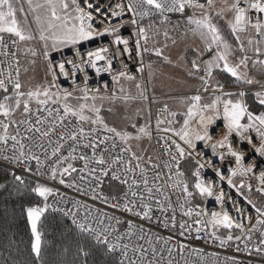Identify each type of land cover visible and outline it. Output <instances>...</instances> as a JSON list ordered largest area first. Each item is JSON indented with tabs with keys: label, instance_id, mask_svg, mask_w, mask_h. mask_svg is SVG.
<instances>
[{
	"label": "snow or ice",
	"instance_id": "snow-or-ice-1",
	"mask_svg": "<svg viewBox=\"0 0 264 264\" xmlns=\"http://www.w3.org/2000/svg\"><path fill=\"white\" fill-rule=\"evenodd\" d=\"M172 15L181 18L172 31L183 22L186 29L181 35L191 33L202 43L192 49L195 57L188 72L203 73L196 77L201 86L194 95L181 98L183 112L164 103L154 125L151 108L146 116L144 109H136L144 123L110 124L101 114L113 111L105 109V103L157 102L156 61L150 57L172 64L164 54L172 39L169 29L162 33V46L155 39L161 34L158 24H168ZM105 37L111 38L108 43L85 47ZM32 41L39 43V50ZM66 49L70 56L64 55ZM21 54L30 64L43 61V81L35 87L25 89L21 83ZM0 57V161L11 166L14 181L23 185L26 174L40 177L84 196L91 193L93 201L131 217L121 219L37 180L31 191L45 203L26 208L35 260L41 255L42 213L49 207L64 211L47 203L51 196L72 204L65 215L85 240L107 254L119 253L115 264H189L182 259L186 251L203 260V249L191 247L185 238L264 258V203L251 196L255 192L264 201V111L251 110L244 91H226L217 79L226 75L258 85L260 90L253 95L264 107V83L249 75L250 64L264 69V0H0ZM102 74L110 80L90 83ZM129 85H134L135 93ZM218 121L223 122L222 129L214 137ZM154 132L159 156L145 157L133 150L134 141L139 148L140 141H151ZM241 144L249 146L247 152ZM181 162H192L191 169L182 170ZM206 170L212 171L214 180L205 178ZM108 181L124 186L122 193L104 195ZM169 184L180 190L175 204ZM196 197L213 198L220 211L193 205ZM144 222L171 229L172 234L153 238L151 225L145 228ZM124 224L127 229L121 232L118 226ZM145 240L147 246L140 243ZM77 253L87 264L91 250L81 243ZM224 264L245 262L233 255Z\"/></svg>",
	"mask_w": 264,
	"mask_h": 264
},
{
	"label": "trees",
	"instance_id": "trees-1",
	"mask_svg": "<svg viewBox=\"0 0 264 264\" xmlns=\"http://www.w3.org/2000/svg\"><path fill=\"white\" fill-rule=\"evenodd\" d=\"M178 19L181 18L177 15L172 16L168 24L159 28L160 32L167 28L177 36L186 28V25L181 22L180 26L172 31ZM221 26L226 31L223 23ZM225 34L227 35L226 32ZM194 57L195 54H191L190 51L185 52L184 58L188 65ZM153 58L154 56L150 57V59ZM204 58L206 59L207 55ZM261 58L263 59V57ZM22 63L23 61L20 62V68ZM249 72L264 83V69L259 66L253 68L250 64ZM217 79L224 84L225 88L247 86V84L226 75L218 76ZM245 100L251 110L264 111V107L258 104L253 93L247 92ZM191 167L192 162H181L182 170L187 172ZM0 185H6V187L0 188V264H84V258L77 253L81 243L86 249L91 250L87 264H115L118 260L113 254H107L103 247L93 246L85 240L74 225L49 209L42 213L38 222L42 245L40 259L35 260L31 252L32 236L27 221L26 208L39 205L42 198L31 191L33 185L30 182L25 185L17 184L8 170L1 165ZM121 190L120 185L112 181L106 182V195L111 196L120 193ZM200 199L201 197H196L195 201L199 202ZM254 200L262 201L259 195Z\"/></svg>",
	"mask_w": 264,
	"mask_h": 264
},
{
	"label": "built area",
	"instance_id": "built-area-1",
	"mask_svg": "<svg viewBox=\"0 0 264 264\" xmlns=\"http://www.w3.org/2000/svg\"><path fill=\"white\" fill-rule=\"evenodd\" d=\"M103 3H107V0H102ZM172 16H175V15H172ZM171 16V17H172ZM156 21H157V24H158V21H159V17L156 18ZM148 21H145V24H147ZM161 26L163 25H160L158 24V27L161 28ZM123 34L125 36L129 35V31L127 29L125 30H122ZM111 38L110 37H105L103 39V41L101 40H97L95 43H86L85 44V47L86 48H92V47H95L97 44L103 42V43H108V41L110 40ZM164 42H165V39H163ZM64 55H71V51L69 53H65L64 52ZM23 57L24 55L21 54V57H20V62L23 60ZM57 59H59V55H56ZM0 59H3V57H0ZM119 66V65H117ZM90 71V74L94 76V73ZM110 80V77L107 75V74H102L101 77H95L92 81H90L91 84H95L97 81L99 80ZM226 91H232V92H239V91H244L245 93L247 92H251V93H254L256 91H259L260 88L258 85H245V86H240V87H228V88H225ZM149 93H150V88H149ZM196 93V89L194 90H190V91H183V92H180L179 94L177 95H171V97H174V98H182V97H185V96H191V95H194ZM151 95V93H150ZM156 98H157V101H161L164 97L162 95H156ZM147 108H151V111L153 113V125H154V121H155V114L158 112V110L163 106V104H158L157 102L156 103H151L150 101H147ZM218 124V128L217 130L213 131V135L214 137H216L218 135V132L220 129H222V124L223 122L222 121H218L217 122ZM149 141V140H148ZM149 145H150V153L148 155H152L153 157H156V156H159L160 155V150L156 144V135H155V132L153 133V139L151 141H149ZM239 147L244 150L245 152L248 151L249 149V146L247 144H241L239 145ZM209 153H210V150H208ZM147 156V155H146ZM145 156V157H146ZM166 159V157H165ZM153 162H160V161H156L154 160ZM0 165L3 166L4 168H6L8 170V172L10 173V165L7 164L6 162H3V161H0ZM77 166H81L79 163H77ZM33 167H35V165H33ZM146 171L148 172H152V169L148 168L146 166ZM11 175V174H10ZM75 175V174H74ZM205 178L206 179H215V176L214 174L212 173L211 170H206L205 172ZM173 179H175V177H173ZM39 180L41 183H47L48 186L50 187H54V188H59V190L65 194L66 197H70L72 198L73 200H76V199H79L81 200L83 203H86L90 206H93V207H102V208H105V210L109 211L110 214H114V215H117V216H120L121 219H128V218H131L129 217L127 214H122L120 212H113V210L111 209H108L106 208L100 201H93L91 199V193H89L87 196H84V195H81L80 193L76 192L75 189H69V188H65L63 186H60L58 184H55L53 183L52 181H48V180H44L40 177H36V176H28L27 174L25 175V182L23 185L27 184V183H31L33 185V187H35L36 185V181ZM116 184H118L117 182L115 181H112ZM119 185V184H118ZM85 188L87 187V184L83 185ZM122 190L120 193H115L113 195H119L122 193V191L124 190V186L120 185ZM106 184L103 188V193L104 195H106ZM225 191L228 192L229 190L227 189V187H225ZM168 193L171 194V199H172V202L173 204L176 203V199H177V196L180 194V190L178 188H175L173 185L169 184L168 186ZM233 198H235V195L233 194ZM180 199L183 200V196L181 195L180 196ZM62 198L61 197H58V196H51L49 197L47 203L49 205H53L55 203V207L58 208V209H64V211H58V210H54L53 207H49L48 209L58 215H60L61 217H63L64 219H66L69 223L72 224V221H71V217L70 216H67L65 215V211L67 208H70L72 207V204L71 203H68L67 205H65L63 202H61ZM200 204L201 207H204L205 205L207 206L208 210L209 211H220V207L218 204H216V202L214 201L213 198H207L205 200V198H201L199 202H196L195 200H193V205L195 204ZM226 208L227 210L230 212V214H232L233 216H235V212L234 210L232 209V207L230 205H226ZM75 210V209H74ZM84 209L82 208L80 210V215H83L84 214ZM179 212V209L177 210ZM158 215V213H157ZM177 219H179V215L177 216ZM255 221H253L254 223ZM73 225V224H72ZM151 225V235L153 236V238L159 234L160 236H164V237H167L169 236L171 233V229H164L163 227H157L155 225H152L151 222H144V226L145 228H148L149 226ZM120 228V231L121 232H124L126 231L127 229V225L124 224V225H119L118 226ZM221 232H223V230H221ZM236 234H239V233H236ZM136 237H132V241L135 242L136 241ZM174 239H180L179 237H174ZM125 242H128V241H125ZM184 242L185 243H188L190 244L191 247H194V248H197V249H203L204 251V259L201 260L199 258V256H196L195 254H192L190 252H185V255L184 257H182V259H187L189 261V264H224L225 262V258L226 257H230V256H233L235 255L237 257V259L241 260V261H244L245 264H247L248 261H252L253 264H264V258L260 257L259 255L253 253V255L251 256H248L247 254L245 253H236L235 252V249L234 247H225V248H221L219 246L218 243L216 244H213L207 240H192L191 238H185L184 239ZM254 242H255V239H254ZM140 243L144 244L145 246H147V241H140ZM156 247H160V244H156ZM241 247H243V244H241ZM209 254H217V255H209ZM117 259H119V253H116V254H113Z\"/></svg>",
	"mask_w": 264,
	"mask_h": 264
},
{
	"label": "rangeland",
	"instance_id": "rangeland-1",
	"mask_svg": "<svg viewBox=\"0 0 264 264\" xmlns=\"http://www.w3.org/2000/svg\"><path fill=\"white\" fill-rule=\"evenodd\" d=\"M223 26H225L226 28V25L223 24ZM185 29L182 30L177 36L174 32L170 31V36L172 39H175V44L172 43V39H169L167 41V47L164 48V54L166 56H169V58L172 60V64H168L167 62H164L162 60H156L157 71L155 79L153 80L154 93H160L158 95H162L164 97L161 101H157V103H167L170 109L176 112H183L184 105L182 103L180 104L181 98H174L171 97V95H177L187 89L184 82L187 80L188 72L191 70V65H188L187 62L184 61L185 58L181 59V57H184L185 52L187 51H190L191 54H195L192 49L202 47V43L198 37L193 36L191 33H188L187 35H181V33L185 31ZM225 32L227 33V29ZM160 33L161 34L156 36L155 39L156 41H158L159 45L162 46L165 42L163 40V32ZM229 38L231 39V37ZM31 46L36 47L37 50H39L40 48L39 43H37L36 41H32ZM22 47L24 46L22 45ZM65 51H67V49ZM55 55L58 54H54V56ZM22 61L23 63L21 64L20 68V78L21 83L24 85L25 89L29 87H35L37 84L42 83L45 74L43 61L38 59L35 64H30L29 58L25 56L23 57ZM25 69H27L26 72ZM196 75L198 76L200 74L198 73ZM249 75L253 76L250 72ZM129 87H131L132 92L135 93L134 85H129ZM150 93H153L152 86H150ZM108 107H112V113H109L105 110L102 111L101 114L110 124H116L121 127H125L131 122L144 123L145 119L136 117V109H144L145 113H142V115L145 116L146 110L148 109L146 102H137L128 106H125L120 101H117L114 105L105 103L104 108L107 109ZM126 116L130 117L131 120H126ZM129 130L132 131L131 128H129ZM149 146L150 145L148 139L140 141L139 148L136 147V142H133V150L137 151L138 154L143 152L145 156L148 154ZM257 195L258 194L255 192L251 193L253 199H255ZM258 202L264 203L262 201ZM44 203L45 201H43L42 199L39 205L43 206Z\"/></svg>",
	"mask_w": 264,
	"mask_h": 264
},
{
	"label": "crops",
	"instance_id": "crops-1",
	"mask_svg": "<svg viewBox=\"0 0 264 264\" xmlns=\"http://www.w3.org/2000/svg\"><path fill=\"white\" fill-rule=\"evenodd\" d=\"M154 61L158 60L156 57L153 58ZM186 62V60H184ZM200 74V73H199ZM187 75V74H186ZM203 75V74H200ZM187 80L184 82V84L186 85V90L185 91H190V90H194L196 88H199L201 86V82L199 81V79H197V75L195 74L194 76H189L187 75ZM155 95H158L160 93H154ZM150 153V146H149V150H148V154ZM147 154V155H148Z\"/></svg>",
	"mask_w": 264,
	"mask_h": 264
},
{
	"label": "water",
	"instance_id": "water-1",
	"mask_svg": "<svg viewBox=\"0 0 264 264\" xmlns=\"http://www.w3.org/2000/svg\"><path fill=\"white\" fill-rule=\"evenodd\" d=\"M70 52V50H67V51H65V53H69ZM55 57H56V55H55ZM27 215V214H26ZM27 221H28V219H27ZM39 222V221H38ZM28 225H29V228H30V224H29V222H28ZM30 231H31V228H30Z\"/></svg>",
	"mask_w": 264,
	"mask_h": 264
}]
</instances>
